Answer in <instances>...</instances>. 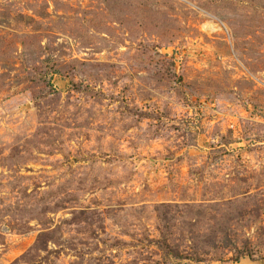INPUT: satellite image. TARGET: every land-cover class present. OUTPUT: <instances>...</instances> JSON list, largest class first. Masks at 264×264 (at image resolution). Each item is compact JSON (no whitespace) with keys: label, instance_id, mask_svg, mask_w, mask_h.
<instances>
[{"label":"rangeland","instance_id":"374dc122","mask_svg":"<svg viewBox=\"0 0 264 264\" xmlns=\"http://www.w3.org/2000/svg\"><path fill=\"white\" fill-rule=\"evenodd\" d=\"M0 264H264V0H0Z\"/></svg>","mask_w":264,"mask_h":264}]
</instances>
